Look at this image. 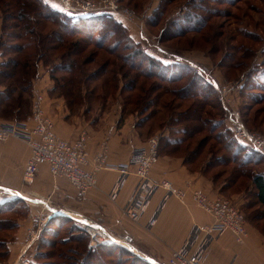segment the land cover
Segmentation results:
<instances>
[{
	"label": "trees",
	"instance_id": "16d2710c",
	"mask_svg": "<svg viewBox=\"0 0 264 264\" xmlns=\"http://www.w3.org/2000/svg\"><path fill=\"white\" fill-rule=\"evenodd\" d=\"M235 1L237 0L232 3ZM240 1L242 0L237 2ZM163 2H166L167 6L173 4V1L170 4H168V0H162V4ZM210 2H218V0H199L198 4L194 6L199 13L184 8L181 12L182 15L175 21V23L177 21L181 23L178 25L179 29L173 30L170 34L168 30H163L160 42H164L163 39L170 36H173L174 39L178 36L185 38L192 32L197 35L193 40L197 39L199 42L206 40L205 33L209 29V24L212 19L218 16ZM80 16H71L63 12L61 6L55 8L46 0H0V51L4 58L3 62H0V120L3 123L9 126L25 127L26 121L32 115L34 88L40 79L41 67L48 70L53 82L52 88L48 92L46 91L47 96L63 99L71 113H74L79 107L82 109L84 107L85 113L88 114L92 110L90 104L93 100L99 101L103 105L102 108H105L111 97L119 96L122 101V120L127 115L134 113L143 116L136 123V128L140 131L151 118L159 114L161 109L172 113L169 121L177 119L178 122H191L192 124L194 122L209 123L206 122V120L210 121L209 119H211L209 113H207L208 118L203 119L207 104L217 105L222 112L220 100L215 101L211 97L214 95L211 90L214 92L217 90L216 84L211 78L208 79L203 75V71L198 65L184 62L168 64L155 58L141 48L140 44L128 34L125 25L112 15ZM148 20H152L151 23H153L156 17L151 15ZM154 24L156 26L157 21ZM172 25L175 24L172 23ZM113 31H121L122 33L114 44H107L108 40L115 35ZM209 39L215 44V39L218 41L219 38L215 33L214 38ZM121 48L132 52L127 55L119 54ZM215 50V46L212 45L211 51ZM233 50L237 51L236 48ZM233 54L235 52L230 51L223 59L232 62ZM92 65L97 67L93 70ZM191 72L195 76L186 86L173 91L168 90V83L178 84ZM118 73L121 74L124 81L120 90L117 80ZM197 86L205 90L202 96L197 93L192 94ZM168 94L173 97L170 106H168V101L164 100ZM178 100H192L193 102L189 106L179 103V105L172 107L173 103ZM211 101L214 102L211 103ZM253 102L256 104L257 100H253ZM161 103L163 104L160 105ZM153 106H157L156 109L144 116L145 112ZM183 107L185 109L181 112L176 111V108L181 109ZM248 111L252 112L253 110L249 108ZM259 111L261 110H257V114ZM192 124L190 128L189 126L184 128V135L188 134L189 139L174 140L167 138L160 141L159 156L161 153H168L170 156L181 157L190 170L201 171L207 177L204 169H193V158L198 157L205 141L199 142L196 149H189L191 147L190 139L193 140L196 135L204 130L202 127L192 126ZM220 125L219 122H213L212 131L220 128ZM231 131L234 134L232 129L226 130L220 137L230 149L236 145L242 153H245V156L242 157L244 160H242L237 156L236 148H234L233 156L237 160L240 159L239 165L243 168L251 164L259 165V161L258 163L250 159V154L263 158L264 156L252 149V153H247L245 148L242 150L240 146L243 144L233 137ZM185 142L189 143L186 148L188 152H186V156H183L179 152L182 151L181 146ZM243 146L249 148L246 145ZM234 171L236 172V169ZM244 175L251 178L255 190L256 205L264 209V172L258 173L249 170V172H244ZM210 180L216 185L214 179ZM17 205H26V202L20 198L15 199L0 204V209L9 206V209L6 208L8 211H15ZM70 220L73 221L68 217L55 216L49 220V225L53 222L51 225L59 227L61 221L71 222ZM16 225L18 224L16 223ZM112 242L114 241L105 243L106 245L100 246V249L108 252L109 248L114 247L113 245H118V243L116 245L115 242ZM116 249H119L120 253L125 252L131 256L129 258L132 259L131 264H152L120 245ZM7 253L10 256L9 249ZM92 253H96V251L89 252V254Z\"/></svg>",
	"mask_w": 264,
	"mask_h": 264
},
{
	"label": "rangeland",
	"instance_id": "374dc122",
	"mask_svg": "<svg viewBox=\"0 0 264 264\" xmlns=\"http://www.w3.org/2000/svg\"><path fill=\"white\" fill-rule=\"evenodd\" d=\"M56 1H58L59 4L62 3L61 0ZM105 1L106 0H95L96 3L101 4H104ZM168 1V4H170L171 1H173V4L167 6L166 2L162 4V0H119L115 6L118 7V18L121 20L120 22L127 26L125 27L127 28L128 34L135 42H138L141 48L147 53L168 64H175V61H179L177 63H180V55L187 59L182 60L184 63H189L190 61L199 63V68L203 71V75L208 79L211 78L213 80L214 78L218 82L219 87L216 84V92L211 90L214 94L211 95V97L215 101L220 100L222 112L221 108L217 105L207 104L205 107L206 114L203 115V119L206 120L208 118L207 113H209L211 119H209L210 121L206 120V122L209 123L194 122L192 124L191 122H178L176 121L177 119L169 121L172 113L168 112V110L163 111L161 109L159 114L151 118L147 125L139 131L143 139L146 140L144 146L147 147L150 139L157 135L160 137V141H164L167 138L186 140L189 139L187 136L188 134L184 135V128L186 126L190 128L192 124V126L196 125L199 128L202 127L204 129L203 132L196 135L193 140L190 139V150L196 149L198 143L202 140L205 141L199 151L198 157L196 156L193 158V169H204L207 177L214 179L216 183L215 188L219 189L220 192V195L215 197H224L233 202L245 215L247 228L249 224L264 233V209L256 205V199L254 197L255 190L251 178L244 175V172H249V170L263 173L264 158L250 154V159L254 162L259 161L260 163L258 162L259 165H247L243 168L239 164L240 159L245 156V153H242L240 149L234 145V148H236L235 152L238 154L237 156L240 157V159L237 160V158L233 156L234 148L232 147L230 149L227 143L224 140L222 141L220 137L226 130H235L234 124L230 121V113L223 108V101L232 113H239L240 120L246 129L264 136V77H262L264 75V0H242L240 2H237V0L234 3H232L234 0L210 2L212 5H209L216 10L215 14L218 16L211 20L209 29L205 33L207 36L206 40H201L200 42L197 39L193 40L197 35L192 32L185 38L178 36L174 39L173 36H170L167 38L168 40L163 39L164 42H160L162 32L168 30L170 34L173 30L179 29L178 25H181V23L178 21L175 23V21L182 15L181 12L184 8L191 12L199 13V11H197L198 9L194 7L198 4L199 0ZM126 11L132 15H127L125 13ZM151 15L156 17L153 23H151L152 20H148ZM156 21L157 25L155 26L154 23ZM172 23L175 25H172ZM113 32L115 35L108 40L107 44H114L122 33L121 31ZM215 33L219 39L218 41L215 39L214 44L209 38H214ZM212 45L215 46V51H211ZM122 48L119 54H131L132 51H126ZM234 48H236L237 51L233 50ZM230 51L235 52L232 62L223 59ZM171 54L174 55L171 56ZM1 55L0 51V62H3L4 58ZM92 66L93 70L97 67L96 65ZM44 73L48 74L50 77L47 69L44 70ZM118 75L117 80L120 90L124 81L121 74L118 73ZM193 76L195 75L191 72L178 84L168 83V90L173 91L186 86ZM50 82L53 86L51 78ZM198 87L199 86L194 88L192 94L197 93L199 96H202L205 90ZM165 98L164 100H167L168 106H170L169 104L173 101V97L168 94ZM253 100H257V103L255 104ZM192 102V100H178L176 103H173L172 107L179 105V103L189 106ZM212 102L214 101H211V103ZM118 104H120V106L122 104L119 96L111 97L107 105L105 104V108H102L103 105H101L99 101L93 100L90 104L92 110L88 114H84L88 119H92L98 116L101 109L105 112L106 110L110 111L112 107ZM162 104L163 103L160 105ZM156 107L157 106H153L149 111L145 112L144 116L151 113V110H155ZM249 108L253 111H248ZM183 109H185V107L181 109L176 108V111L181 112ZM257 110L261 111L257 114ZM81 112H86L84 107L83 109L80 107L76 109L74 114H80ZM248 112L250 113L248 114ZM101 113L102 112H100V114ZM46 114L54 121L51 114L47 113V111ZM133 115L137 120L136 123L143 117L137 113ZM213 122L221 123L220 128L212 131ZM233 137L235 138L234 134ZM188 144V142H185L183 146H181L182 151L179 152L180 155L186 156ZM240 148H242V150L246 149L245 151L247 153H252L251 149L243 145H241ZM235 169L236 172L234 171ZM204 192L207 193L206 191ZM208 195L215 198L210 194ZM11 201L13 200L2 202L0 194V204ZM8 207L9 206L5 207V209H0V264H13L20 258L19 255L23 253L22 250L13 258L8 255L7 250L10 244L16 242L15 235L20 228V221L27 218L30 214V209L27 205H17L15 211H8L6 209ZM16 223L18 225H16ZM51 224L49 225V222L47 223V221H45V216L42 215L41 217L37 215L33 228L29 229L26 239L28 248L27 246L25 247L27 249L24 250L25 253L23 257L25 256L27 259L31 260L30 264H131L132 259H129L131 256H128L125 252L120 253V250L116 249L119 245H117L116 242L117 246L113 245L114 247L109 248L108 252H105L104 249L101 250L100 246H104L106 245L105 243L110 241L106 240L100 244L93 245V239L80 226V222L61 221L59 227ZM32 239H34L33 242ZM117 239L120 240L119 238ZM121 247L123 248V246ZM124 248L129 250L127 246ZM93 250L96 251L97 254H89V252Z\"/></svg>",
	"mask_w": 264,
	"mask_h": 264
},
{
	"label": "crops",
	"instance_id": "0c3cea01",
	"mask_svg": "<svg viewBox=\"0 0 264 264\" xmlns=\"http://www.w3.org/2000/svg\"><path fill=\"white\" fill-rule=\"evenodd\" d=\"M46 1L60 8L56 0ZM179 57L180 62L187 60L181 55ZM189 63L200 66L197 62ZM51 88L50 77L41 67L40 79L34 89L48 92ZM46 97L44 109L56 123V134L67 141L87 135L89 168L94 166V158L102 151L103 145H107L108 168L97 173V186L82 199L69 181L54 177L46 166L40 168L33 181H24L23 170L31 155L27 137L15 136L0 142L1 201L20 198L30 209L28 217L20 221V228L15 235L16 242L9 245L11 258L18 255L20 250L24 252L28 248L27 233L33 228L37 215L45 216L47 223L54 214L61 213L76 222L84 220L102 226L113 237L125 239L133 253L152 264L169 261L174 252L182 249L194 227H205L212 223L210 215L192 201L191 193L202 190L215 197L220 195L219 189L203 172L190 170L183 158L168 153H161L149 179L152 182H171L177 190L186 193V199L181 202L174 194L158 188L149 199L141 218L138 221L130 219L125 210L141 182L135 174L134 159L139 156L146 142L136 128L135 116L130 115L122 120L121 106L118 104L110 111L101 109L100 115L88 119L85 112L71 113L63 99L50 98L47 93ZM25 127L26 131H30L34 123L28 119ZM116 185L119 186L115 192ZM203 262L264 264V233L248 224V237L242 245L229 233L214 236L206 249Z\"/></svg>",
	"mask_w": 264,
	"mask_h": 264
},
{
	"label": "built area",
	"instance_id": "2783aa9c",
	"mask_svg": "<svg viewBox=\"0 0 264 264\" xmlns=\"http://www.w3.org/2000/svg\"><path fill=\"white\" fill-rule=\"evenodd\" d=\"M118 1L106 0L104 4H101L96 3L95 0H61L60 6L63 12L71 16L109 14L119 19L118 7L115 6ZM125 13L129 16L132 15L128 11ZM213 80L218 85L214 78ZM45 94L44 90H34L32 115L29 117V121L34 123V127L30 131H26V127L22 128L19 125L3 124L0 120V142H5L15 136L27 137L31 155L23 170L24 181L27 183L33 181L40 168L46 166L54 177L69 181L77 190L79 197L83 199L90 190L97 186V173L108 168V146L103 145V150L94 159V166L89 168L90 159L86 149L87 135H82L74 141L60 138L55 132L54 121L44 109ZM223 106L230 113V121L235 126L236 140L264 156V136L246 129L240 120L239 113H232L224 101ZM159 141L158 135L150 139L147 147L143 148L139 156L134 159L135 174L141 182L135 197L125 210V214L133 221H138L141 218L149 199L158 188H164L174 194L181 202H184L187 197L184 191L177 190L169 181L152 182L149 179L150 173L159 159ZM118 186H115V192ZM191 199L201 210L211 216L212 223L205 227H194L182 249L174 252L169 261L161 264H204L206 249L214 236L229 233L240 245L244 244L248 237L245 215L233 202L224 197L212 198L202 190L192 191ZM77 221L91 236L93 245L107 240L128 247L125 239L118 240L102 226L89 221ZM33 241L34 239H32ZM24 253L13 264H30L31 260L23 257Z\"/></svg>",
	"mask_w": 264,
	"mask_h": 264
},
{
	"label": "water",
	"instance_id": "95a60500",
	"mask_svg": "<svg viewBox=\"0 0 264 264\" xmlns=\"http://www.w3.org/2000/svg\"><path fill=\"white\" fill-rule=\"evenodd\" d=\"M55 216H64V215H62L61 213H59V214H54L52 217H55ZM65 217V216H64ZM128 249L130 250V251H132L133 249H132V247L128 244Z\"/></svg>",
	"mask_w": 264,
	"mask_h": 264
},
{
	"label": "bare ground",
	"instance_id": "6f19581e",
	"mask_svg": "<svg viewBox=\"0 0 264 264\" xmlns=\"http://www.w3.org/2000/svg\"><path fill=\"white\" fill-rule=\"evenodd\" d=\"M102 241H104V239H102Z\"/></svg>",
	"mask_w": 264,
	"mask_h": 264
}]
</instances>
